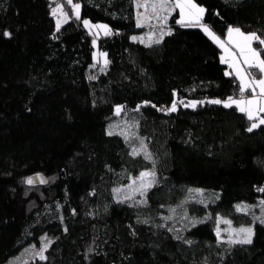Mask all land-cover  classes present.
Wrapping results in <instances>:
<instances>
[{
    "label": "trees",
    "instance_id": "obj_1",
    "mask_svg": "<svg viewBox=\"0 0 264 264\" xmlns=\"http://www.w3.org/2000/svg\"><path fill=\"white\" fill-rule=\"evenodd\" d=\"M75 1L80 19L65 2L70 17L57 31L53 0H0V264L41 241L46 259L29 264H264L263 220L234 206L264 201V125L249 132L247 115L224 107L240 85L218 45L178 24L177 10L160 42L145 44L131 38L143 30L133 0ZM194 1L217 35L235 26L264 39V0ZM85 17L109 34L93 43ZM95 51L108 62L99 73ZM117 105L134 112L155 161L146 205L113 198L149 164L108 134ZM37 173L47 182L27 184ZM197 186L215 199L169 226L168 206ZM216 215L250 224L252 243L218 238Z\"/></svg>",
    "mask_w": 264,
    "mask_h": 264
},
{
    "label": "rangeland",
    "instance_id": "obj_2",
    "mask_svg": "<svg viewBox=\"0 0 264 264\" xmlns=\"http://www.w3.org/2000/svg\"><path fill=\"white\" fill-rule=\"evenodd\" d=\"M65 2H67L68 4H71L72 11H73V5L78 4L80 6L79 7V16H80L81 3H79L75 0H53L54 5L52 7V10L54 8H56L57 5H60L63 13L66 14L67 19H68L70 16L66 12V7L64 4ZM160 2H161V0H133V8H134V12H135V21L137 23L138 17L142 18L143 30L139 33H132V35H131L132 39H133V37H136L135 41H139L141 43L143 42L145 44H151L157 40H160L164 33L170 31L168 29V27L166 26V24L168 23L167 21H168L169 17L173 14V12H175L177 10L179 13L177 16V21L181 18L180 9L175 7L176 0H167L168 6L166 9L157 8L154 11L153 8L151 7V5L152 4H158ZM193 3H195L200 8H203V6H201L200 4H198L194 0H193ZM138 4L146 5V7H138L137 6ZM203 14H204V12H203ZM52 15H53V11H52ZM164 17H167V19L164 20ZM58 18L63 20L64 17L61 16V14L58 12L57 15L55 16V26H56V22H57ZM84 20H87L89 22L90 26L87 28L95 36V39H94L95 42L97 39V35L105 33V31L103 29H97L95 27L96 25H106L107 29L109 30V25H107L105 23L97 22V21L93 22L89 18H86V17L82 19V21H84ZM83 25H84V23H83ZM193 26L200 27L202 29V31H204L202 26H206L209 28V30L214 35H216L220 39V41L223 43V47H221L220 45H218L215 42L218 45V47L220 48V60H221V57H228L229 53L234 54L237 58L239 57V53L236 51V49L231 44L228 43V31L226 32L225 36L217 35L214 31L211 30V28L208 25L203 23L202 20H200L199 24H194ZM230 27L231 28H238L235 26H229V28ZM240 30L242 32H244L245 34L253 33V31L245 32L242 29H240ZM234 39H235V35H234ZM253 47L257 48L255 46L254 42H253ZM225 49H227V52L225 51ZM96 53L97 52L95 51L94 52V58L96 60V63H94L92 66H95V68L97 69V72L99 73V71H103L106 69L108 62L105 64V56L103 57L100 55L101 53H98V54H96ZM229 59H230V57H229ZM224 64L227 65L225 73L226 72H232V69L229 68L228 63H224ZM241 66L243 67L242 61H241ZM250 71L253 73V76L255 79L264 78V77H262L261 74H260V76H258L255 73V69H250ZM93 76H95V75H93ZM238 81H239V79H238ZM239 85H240V81H239ZM249 91H251V90H249ZM256 91L259 92V89H256ZM244 94L245 93L241 94V92L239 91L237 93V95H232V98L234 100H240L241 96L243 95L244 99H251L252 95H253L252 91H251V93H247L246 95H244ZM227 100H228V98L225 99L224 101H227ZM115 108L116 109L114 111L115 112L114 115L108 121L107 131L113 132V133H118V134H121L123 137H127V139L126 138L125 139H126L127 143L129 145H131L133 151H134V149L138 150L139 153L144 155V151L146 150L147 153L150 154L151 159H146L149 162V164L146 168L139 170L135 175H131L129 177L130 178L129 181L126 184L118 185L115 188V190L119 189L120 191L119 192L115 191L113 193V198L117 199V200H122V201L127 200L129 202V204H132L134 206L146 205L147 199H145V194L141 195V192L139 191L140 180L138 178H139L141 172H153L154 171V173H155L154 178L149 177L147 179H154V181L156 183L158 180V177H156L155 161H154L153 155L151 154L149 144L147 143V139L138 132V122L136 120L134 112L121 107V105H117ZM117 108L121 109L119 114H117V111H116ZM260 115H261V117H264V113H261ZM142 143H143V149L141 147ZM144 157H145V155H144ZM133 181H135V183H133ZM207 189L208 188H206V187H200V186L191 187V188H189L187 195L185 196L184 199H182V201H180L177 204H171L170 206H168L170 213L166 215L165 219L168 222H170L169 226L176 225L178 223H182V225H187L188 221L194 220L195 216L193 217V214L189 213V209L191 208V206L194 204H204L206 202H211L216 197L215 192H212V191L207 190ZM142 201H146V203H142ZM234 206H235L236 211H237V207L241 206V210H239V211H244L247 213L249 212L251 217H253L254 219L264 221V204H262L261 201H259L255 205H250V204L246 205L243 202H237ZM252 208H256V211H253ZM218 218L221 221L227 220V221H230L231 223H230V225L225 224L223 222L218 224L217 223ZM240 228H251V229H253L250 224L248 225V224L240 223L237 225V224H234L232 222L231 218H229V217H224L221 215L215 216V229L216 230L219 229V231H220L219 238L220 239L228 241L230 235L233 239L242 238L243 234H241L240 237H237L236 233L234 231H232V230H236V229H240ZM45 244L48 245V243L44 242V241H41L40 245H37L36 243L26 244L20 248L18 253L11 256L8 259V262H6L5 264H29L31 260H34L35 258H39V256L36 253H38L44 247Z\"/></svg>",
    "mask_w": 264,
    "mask_h": 264
},
{
    "label": "snow or ice",
    "instance_id": "obj_3",
    "mask_svg": "<svg viewBox=\"0 0 264 264\" xmlns=\"http://www.w3.org/2000/svg\"><path fill=\"white\" fill-rule=\"evenodd\" d=\"M138 7H146V5L138 4ZM167 0H161L158 4H152L151 7L155 11L157 8L159 9H166L167 8ZM79 5H73V14L75 15L76 19H80L79 16ZM175 7L180 9L181 18L177 21L178 24L181 26H193L194 24H199L200 20L202 19V15L204 12L203 8L198 7L195 3H193V0H176ZM53 15L56 16L59 12L61 16H63V20L58 18L56 22L57 31H59L61 24L67 22V16L63 13L60 5H57L56 8L53 10ZM167 17H164V20H166ZM85 27H89V22L87 20L83 21ZM142 18L138 17L137 19V27H142ZM97 29H103L105 31V34H109L107 26L106 25H96ZM205 33L218 45L223 47V43L220 41V39L214 35L208 27L202 26ZM170 34V33H168ZM5 35H9V33H5ZM235 35V39H234ZM135 40L136 37H133ZM258 42L260 45V48L253 47V42ZM156 43H159L160 41H155ZM95 43V41L93 42ZM228 43L231 44L236 51L239 53V57L237 58L234 54L229 53L228 57H221L222 63H228L229 68L232 69V72H226L225 75H231L235 74L236 77L240 81V92L243 94L247 90L252 91V98L251 99H244L243 95L241 96L240 100H234L232 97H229L227 101H224V107H231L235 105L239 111L242 113H245L247 115V118L252 121L251 126L248 128V131L251 132L253 129L264 125V117H261V113H264V78L255 79L253 76V73L250 71V69H257L258 72L264 77V59L261 58V51H264V39H262L259 35H257L255 32L245 34L242 32L239 28H229L228 29ZM227 52V49H225ZM101 56H105L104 53L100 54ZM230 57V59H229ZM241 61L243 62V67L241 66ZM107 63V60H105V64ZM92 77H90L91 79ZM256 89H259V92L256 91ZM180 103H183V101H180ZM202 103V102H201ZM209 103L219 104L222 103L220 100H212L209 101ZM186 107H195L194 103H189L185 105ZM117 114L121 111L120 108H117ZM168 111H176V103L174 102L172 107L168 109ZM109 135L112 134V132L108 133ZM127 139V137H125ZM141 147L143 149V143L141 144ZM139 151L135 150L133 151L132 155H139ZM144 155L146 159H151V156L147 151H144ZM155 173L153 172H141L139 176L140 180V189L141 195L146 194L147 190L150 189L153 184L155 183L154 179H147L149 177L154 178ZM37 180L41 183H46L42 177H37ZM26 183L31 185L34 183L32 178H28L26 180ZM135 183V181H133ZM116 192H119V189L114 190ZM259 191L264 192V188L259 189ZM130 198V197H129ZM122 202V201H121ZM142 203H146V201H142ZM264 204V201L261 202ZM237 210H241V206L237 207ZM225 223L230 225V221L224 220L221 221L219 218L217 219V223ZM264 222V221H262ZM236 233L237 237H240L241 234H243L242 238L233 239L230 235L228 243L230 244H251L252 243V229L251 228H240L236 230H232ZM220 231L217 229V237L219 238ZM178 239L180 237H177ZM50 243V241H49ZM186 243L191 244L192 241H186ZM47 249V244L44 245V247L36 253L41 260L46 259L44 256V251Z\"/></svg>",
    "mask_w": 264,
    "mask_h": 264
},
{
    "label": "water",
    "instance_id": "obj_4",
    "mask_svg": "<svg viewBox=\"0 0 264 264\" xmlns=\"http://www.w3.org/2000/svg\"><path fill=\"white\" fill-rule=\"evenodd\" d=\"M38 176L39 177H42L46 181V179L43 176V174H41V173L33 174V175H31V176L28 177V178H32L33 179V181H34L33 185H37V184H40L41 183V182H39V180L36 179Z\"/></svg>",
    "mask_w": 264,
    "mask_h": 264
},
{
    "label": "crops",
    "instance_id": "obj_5",
    "mask_svg": "<svg viewBox=\"0 0 264 264\" xmlns=\"http://www.w3.org/2000/svg\"><path fill=\"white\" fill-rule=\"evenodd\" d=\"M239 91H240V90H239ZM244 93H245L244 95H246L247 93H251V91L248 90V91H245Z\"/></svg>",
    "mask_w": 264,
    "mask_h": 264
}]
</instances>
